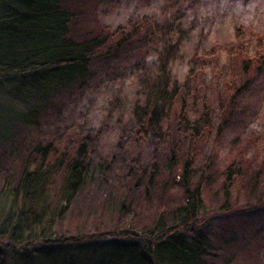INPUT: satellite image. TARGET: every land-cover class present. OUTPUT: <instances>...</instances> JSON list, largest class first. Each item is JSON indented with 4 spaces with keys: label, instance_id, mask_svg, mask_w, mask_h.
<instances>
[{
    "label": "trees",
    "instance_id": "16d2710c",
    "mask_svg": "<svg viewBox=\"0 0 264 264\" xmlns=\"http://www.w3.org/2000/svg\"><path fill=\"white\" fill-rule=\"evenodd\" d=\"M77 1L0 0V104L9 107L8 112L16 119L9 135H0V143L9 149L7 146L16 138L15 125L34 126L42 119L54 117L69 100L75 101L105 83L110 95L107 119L117 118L111 128L123 127L154 153L151 165L139 179L147 192V203L149 191L165 182L167 176H173L183 190L184 204L168 221L158 218L151 229L139 233L127 230L117 236L60 239L54 234L56 210L51 208L52 198L47 190L51 173L62 171L65 204L61 212L66 213L79 198H88V192L97 187L104 190V200L110 201L111 164L90 157L88 145L80 147L79 158L64 170L35 168L31 159L17 179L8 173L3 180L6 188L0 195L4 198L0 207L6 214L0 221V264H216V240L212 241L206 225L200 222V216L207 211L205 188L215 181L208 174L201 176L205 183L195 182L194 169L203 149L196 144L202 142L203 146V139L212 136L213 147L216 144L219 148L223 135L234 124L228 119V106L238 104L253 91L262 94L264 51L250 54L252 42L236 25L223 27L220 36L217 34L222 26L213 32L197 31L186 23L187 14L179 3L172 10L166 3L165 16L151 25L132 23L126 29L101 31L88 37L86 31L76 29L83 13ZM142 26L145 29L140 33ZM239 60L242 74L238 73ZM179 67L185 69L182 76L178 74ZM250 73H254L253 78L247 77ZM206 76L209 82H202ZM214 80L222 87V110L217 111L212 110L211 102L203 95ZM225 81L233 92L231 97ZM129 87L130 100L126 97ZM123 112L128 114L125 120ZM96 139L99 140L98 135L94 142ZM169 141L175 142L170 150ZM34 151H42L44 161L53 153L51 145H37ZM230 166L226 180H222V191L226 184L232 186L247 176L237 163ZM131 171L129 177L134 178ZM261 171L257 169L243 181L253 200L239 210L224 204L228 216L231 213L247 219V215L263 213ZM228 195L227 192L223 196L226 199ZM126 200L123 197L121 208ZM110 206L117 205L112 202ZM49 210L54 211L53 218L48 216ZM215 233L211 232L214 237ZM234 235L224 245L237 242L238 236Z\"/></svg>",
    "mask_w": 264,
    "mask_h": 264
},
{
    "label": "rangeland",
    "instance_id": "374dc122",
    "mask_svg": "<svg viewBox=\"0 0 264 264\" xmlns=\"http://www.w3.org/2000/svg\"><path fill=\"white\" fill-rule=\"evenodd\" d=\"M195 1L197 2L192 0H78L77 3L82 7L83 13L78 18L76 29L84 30L87 32L85 36L92 37L91 34L95 35L101 31L126 29L132 23L133 25L138 22L143 26L147 23L151 25L165 16L163 10L167 7L166 3L172 7L170 10L178 7L179 3L181 11L187 14L186 23L194 26L197 31L208 29L213 32L222 26V30L217 34L220 36L224 32L223 27L229 25L231 28L232 25H236L242 29L245 39L252 42L250 54L255 55L264 51V0ZM144 29L145 27L140 30V33ZM137 53L142 51L137 50ZM238 67V73L241 71L242 74L240 60ZM184 73V67H179V76ZM253 74L250 73L247 77L253 78ZM260 80L264 81V76ZM202 82H209V77L203 78ZM225 84L231 97L233 92H230L229 84L227 82ZM98 85L94 86L95 90L82 94L79 99L69 100L61 113L54 117L49 115L51 118L42 119L34 126L15 125L13 131L16 138L7 146L9 149L4 148L0 143V195L6 188L3 186L4 177L9 176L8 173H13V178L17 179L31 159L34 160L32 165L35 168L45 166L47 170L49 167H62L64 170L67 165L79 158L80 147L88 145L90 157L101 158L111 164L109 183L113 194L110 201L104 200V190L100 191L97 187L88 192V198H79L72 209L70 210V206V211L66 213L61 212L65 204V198L62 195L63 175L60 176L62 171L51 173L52 185L49 183L47 190L52 198L51 208L56 210L54 234L60 239L65 237L80 239L105 234L117 236L127 230L139 233L143 229H151L158 218L168 221L176 209L184 204L183 190L175 184L173 176H167L165 182H159L149 191L150 199L147 203V192L145 187L140 186L139 179L143 178L145 168L151 165L154 153L148 147L141 145L139 140L138 143L137 138L124 131L123 127L111 128L117 118L107 119L110 95L105 83ZM199 86L200 84L196 89ZM127 89V96H125L130 100L132 89L130 87ZM221 93L222 87L215 80L203 92V95L207 96L211 102L213 111L222 110ZM252 94L243 98L238 104L228 106V111H231V113L228 112V119L234 124L231 129H228L230 131L223 135L219 148L215 147L216 144L213 147L214 137L212 136L203 139V146H200L202 142L196 144L197 148L203 147V149L194 169L197 176L195 182L205 183L201 180V176L208 174L212 182L215 181L213 186L205 188L203 197L207 211L200 216V222L206 225V233L212 241L216 240V253L219 255L214 259L216 264H264V211L257 216L247 215L249 217L245 219L231 213L228 216L227 210L223 208L224 204L235 210L246 208L247 202L253 198L245 190L247 185L243 181H246L247 177L257 169L262 170L264 174V89L262 94L257 91H253ZM177 105L180 107V103ZM188 105H193L190 99ZM8 108L0 104V135L3 134L1 138L9 135L11 124L16 120L8 112ZM121 116L124 120L128 118V114L124 112ZM8 127V131L4 134ZM97 135L99 140L96 139L94 142ZM234 141L236 144L233 146ZM174 143L169 141L167 149L170 150ZM40 144L42 148L47 145L52 146L53 153L48 160L47 158L45 161L42 160V151L38 153L34 151ZM93 144L94 149L91 148ZM233 162L241 166L244 176H247L241 181L236 180L232 186L227 182L222 191V180H226ZM130 169L134 178L129 177ZM178 169L180 174L181 167ZM227 192L229 198L225 199L223 195ZM123 197L127 200L124 208H121ZM2 200L4 198L0 196V205L3 203ZM112 202L116 203L115 208L110 206ZM3 211L4 209L0 207V221L6 214ZM53 213V210H49L47 214L53 218ZM214 231H216L215 237L211 234ZM232 234L238 236L237 242L230 246L224 245ZM36 244L37 242H34L33 246Z\"/></svg>",
    "mask_w": 264,
    "mask_h": 264
}]
</instances>
